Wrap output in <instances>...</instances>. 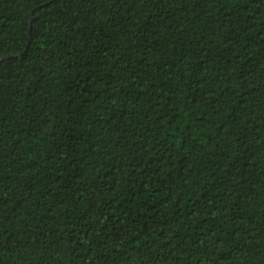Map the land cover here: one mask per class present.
Returning a JSON list of instances; mask_svg holds the SVG:
<instances>
[{"label":"trees","instance_id":"obj_1","mask_svg":"<svg viewBox=\"0 0 264 264\" xmlns=\"http://www.w3.org/2000/svg\"><path fill=\"white\" fill-rule=\"evenodd\" d=\"M0 264H264V0H0Z\"/></svg>","mask_w":264,"mask_h":264}]
</instances>
